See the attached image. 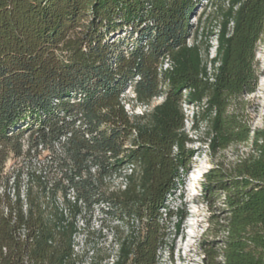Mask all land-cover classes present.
<instances>
[{
	"label": "trees",
	"instance_id": "16d2710c",
	"mask_svg": "<svg viewBox=\"0 0 264 264\" xmlns=\"http://www.w3.org/2000/svg\"><path fill=\"white\" fill-rule=\"evenodd\" d=\"M217 1L0 0V264H160L167 200L194 157L183 92L205 114L211 151L250 140L227 110L255 88L264 0H226L208 75L186 41L202 3ZM127 88L141 115L125 112ZM205 177L224 197L221 264H264V129L228 174ZM100 207L122 228L102 258L76 242Z\"/></svg>",
	"mask_w": 264,
	"mask_h": 264
},
{
	"label": "rangeland",
	"instance_id": "374dc122",
	"mask_svg": "<svg viewBox=\"0 0 264 264\" xmlns=\"http://www.w3.org/2000/svg\"><path fill=\"white\" fill-rule=\"evenodd\" d=\"M202 4L204 7L199 8L195 17L190 20L193 35L186 44H198L207 74L211 75L213 66L210 61L215 57L216 36L228 4L226 0L214 2L212 5L205 2ZM254 65L256 84L253 92L241 96L227 110V114L234 113L238 122L248 130L250 140L245 143H234L224 150L211 151L209 137L206 135L205 114L199 105L187 101V93L183 92V133L189 141L186 148L193 151L194 157L189 163L187 173L182 177L179 189L167 200V206L174 215L166 223L170 232L169 243L168 248L160 253V264H221L223 261L222 250L227 224L224 197L219 190L207 188L205 174L217 165L228 174L233 165L250 152L255 133L264 129V34L256 47ZM170 66L171 62L166 58L161 69H169ZM123 97L126 101L124 110L128 116L141 115L148 108L127 101L133 98L131 88L125 90ZM162 101V96L152 100L149 108ZM14 163L15 160L11 158L7 160L3 173L4 182L16 168ZM118 183L119 180L114 181L113 185ZM1 188L3 185L0 190ZM79 226L81 235L76 239L79 252L95 251L99 258L105 254H115L114 240L122 228L106 213L105 208H95L84 213ZM88 255L91 256V253Z\"/></svg>",
	"mask_w": 264,
	"mask_h": 264
}]
</instances>
